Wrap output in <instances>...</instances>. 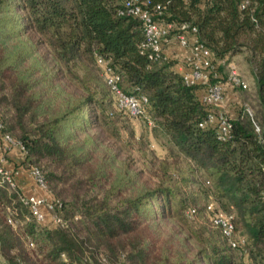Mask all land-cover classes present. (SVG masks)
I'll use <instances>...</instances> for the list:
<instances>
[{
  "label": "trees",
  "instance_id": "1",
  "mask_svg": "<svg viewBox=\"0 0 264 264\" xmlns=\"http://www.w3.org/2000/svg\"><path fill=\"white\" fill-rule=\"evenodd\" d=\"M124 1L0 0L1 132L23 144L22 165L39 169L64 220L38 222L0 178V255L5 264H237L206 213L210 200L193 190L188 204L175 180L209 188L245 235L250 263L264 264V0H150L165 21L195 27L216 57L245 54L259 107L229 118L227 139L216 124L200 125L209 112L201 86L185 83L175 59L150 57L141 22L119 13ZM96 56L119 73L123 92L147 98L150 127L175 150V161L155 163L153 182L130 156L119 159L111 118L147 123L116 109ZM196 220L200 229L187 226Z\"/></svg>",
  "mask_w": 264,
  "mask_h": 264
},
{
  "label": "built area",
  "instance_id": "2",
  "mask_svg": "<svg viewBox=\"0 0 264 264\" xmlns=\"http://www.w3.org/2000/svg\"><path fill=\"white\" fill-rule=\"evenodd\" d=\"M247 0H243L241 6H244ZM120 14L137 18L142 25L145 41L142 44L151 50L150 57L159 59L166 57L164 46L172 35L178 45L186 50L181 62L182 74L185 83L188 85H200L199 92L200 101L209 109L206 119L200 125L216 124L218 133L222 139L230 137L231 123L224 110L226 100L225 84L240 89L248 90L249 85L240 73L237 65L228 57L218 58L204 44L198 41L196 36V28L188 27L187 24H178L165 21L162 18L163 8L161 4H151L150 0H125ZM95 62L100 67V74L108 85L112 99L117 110L124 111L132 117H143L148 126H152L151 119L145 113V104L147 98L144 96H134L126 94L119 86L120 75L109 65V62L101 57L96 56ZM219 66L225 68L226 82L220 81L223 77L219 71ZM3 124L0 121V139L2 141L1 148L3 151L11 147H17L19 151L24 153V146L21 142L14 139L7 133H2ZM256 130L259 127L256 125ZM30 174L35 182L42 188L47 190L39 169L33 167ZM0 178L2 182L9 184L11 188H17L14 172L5 168L3 157L0 156ZM18 189V188H17ZM20 193V192H19ZM21 201L26 204L32 215L38 222L48 224L50 226H61L64 220L58 214L57 207H61L62 203L54 197L44 198L34 195L19 194ZM262 202L264 204V188L261 193ZM49 213L47 218L45 213ZM206 213L209 220L218 226L231 248L240 251L247 257L246 237L242 233L235 230L234 215L222 210L214 199H211L206 205ZM195 214V209L190 208L186 211V215L191 219ZM8 222L15 224L11 217ZM105 264H112L105 258H102ZM115 264H125L119 261Z\"/></svg>",
  "mask_w": 264,
  "mask_h": 264
},
{
  "label": "rangeland",
  "instance_id": "3",
  "mask_svg": "<svg viewBox=\"0 0 264 264\" xmlns=\"http://www.w3.org/2000/svg\"><path fill=\"white\" fill-rule=\"evenodd\" d=\"M170 39L172 40L169 41V44L171 43L175 47H180L172 35L170 36ZM15 48L16 46H14V49ZM230 59L237 65L240 73L244 76V79L249 85V89L243 91L230 85L229 83H226L229 94L226 98L224 110L228 117L233 118L240 111V109L245 108L250 115L255 117L259 105L251 67L249 63L246 62L245 54L243 53L230 56ZM218 69L223 75L221 80L226 82L225 68L219 66ZM73 71L79 75L82 74L79 68H75ZM110 127L118 129L120 133V137L115 140V142L121 147L119 156L120 161L126 160V157L130 156V158L134 161L133 167L143 169L144 177L150 178V181L153 182L156 179V177L153 176L154 171L161 174L158 167L155 166V163H157L159 159L168 158L171 160L173 158V161H175V150L171 144L168 143L166 138L160 132L152 129V127L148 126L140 119L129 118L124 115L116 116L111 118ZM184 164L185 161L182 159L180 166L183 167ZM116 166L119 167V163H117ZM172 184H174L178 196L188 202V204L190 202L189 200L192 198L191 196L193 190L197 191L196 193L198 194V198L204 203L211 200L212 194L210 189L207 187L200 188L197 184H193L191 188L185 190L175 183V180H172ZM65 199L69 200L70 197ZM200 225H202V223L199 220L190 221L187 224L188 227L194 230L200 229ZM234 253L237 264H251L248 256L245 257L237 250L234 251ZM0 264H5L1 255Z\"/></svg>",
  "mask_w": 264,
  "mask_h": 264
},
{
  "label": "crops",
  "instance_id": "4",
  "mask_svg": "<svg viewBox=\"0 0 264 264\" xmlns=\"http://www.w3.org/2000/svg\"><path fill=\"white\" fill-rule=\"evenodd\" d=\"M170 39L169 41H171ZM169 41L166 42L164 46V53L167 57L176 60V69L182 71L185 66H182V58L186 53V50L182 47H175ZM226 98L229 94L227 84H225ZM226 103V100H225ZM224 103V105H225ZM225 108V106H224ZM2 141L0 139V156L3 157V164L6 169L14 172V178L18 190L23 195H34L38 197L50 198L51 195L48 190L40 187L30 174V168H25L22 165L23 155L17 147L8 148V150L3 151L1 148ZM46 217H49V213L45 211Z\"/></svg>",
  "mask_w": 264,
  "mask_h": 264
}]
</instances>
